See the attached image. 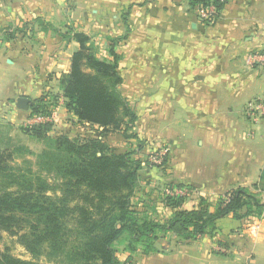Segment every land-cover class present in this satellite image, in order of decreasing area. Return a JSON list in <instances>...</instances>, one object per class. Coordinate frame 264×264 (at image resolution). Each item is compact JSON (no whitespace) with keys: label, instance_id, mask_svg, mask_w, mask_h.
<instances>
[{"label":"crops","instance_id":"obj_1","mask_svg":"<svg viewBox=\"0 0 264 264\" xmlns=\"http://www.w3.org/2000/svg\"><path fill=\"white\" fill-rule=\"evenodd\" d=\"M38 18L55 31L41 32ZM8 26L27 27L0 43V127L26 126L29 111L17 108L19 98L31 103L46 93L61 96L58 81L78 49L57 33L68 26L88 36L108 61L107 42L122 38L116 47L119 90L136 114L131 133L141 145L132 205L147 203L148 215L163 222L174 212L163 203L168 190H186L181 210L195 209L201 199L212 210L231 189L258 181L264 120L254 122L245 110L264 98V67L249 65L246 58L264 53V0H226L209 25L189 0H0V28ZM52 120L53 135L101 139L116 154L137 146L134 139L78 124L61 98ZM114 138L129 150L118 149ZM161 148L166 160L157 167L149 159ZM154 249L147 255L121 252L118 259L123 264H264V216H227L216 221L210 235L182 240L168 234Z\"/></svg>","mask_w":264,"mask_h":264},{"label":"trees","instance_id":"obj_2","mask_svg":"<svg viewBox=\"0 0 264 264\" xmlns=\"http://www.w3.org/2000/svg\"><path fill=\"white\" fill-rule=\"evenodd\" d=\"M189 3L192 9L212 6L215 20L226 1ZM35 23L41 32L55 31L41 18ZM26 27L0 28V39L9 42ZM57 33L62 41L75 42L78 49L71 56L69 72L58 81L61 96L46 93L32 101L29 117H49L61 98L78 124L134 139L137 146L116 154L101 139L53 135L51 123L20 127L22 134L43 142L44 149L34 155L23 146L0 148V239L2 234L15 238L30 260L18 259L4 249L0 264H41V258L52 264H123L118 246H124L121 252L129 256L147 255L168 234L194 240L212 234L216 221L227 216L236 220L264 216V167L255 184L231 189L212 210L202 199L195 209L181 210L185 197L163 194V203L174 210L165 221L136 211L132 199L139 185L141 145L131 133L136 114L119 90L122 79L116 47L122 38L107 42L108 61L84 33L68 26ZM165 160L166 156L157 167Z\"/></svg>","mask_w":264,"mask_h":264},{"label":"rangeland","instance_id":"obj_3","mask_svg":"<svg viewBox=\"0 0 264 264\" xmlns=\"http://www.w3.org/2000/svg\"><path fill=\"white\" fill-rule=\"evenodd\" d=\"M0 43H5L0 39ZM8 126V127H7ZM3 125L0 127V148L3 149H12L16 146H23L28 148L34 155L39 154L44 149L43 142L36 141L31 139L29 136L22 134L20 131L19 125ZM126 141V140H124ZM113 145H115L120 150H129L128 147H124V144L122 141H119L118 139H113ZM124 147V148H123ZM28 159L34 160L32 156H29ZM153 165V164H152ZM133 206L135 209H139L140 212H146L152 213V206L148 205L147 203H140V202H133ZM142 210V211H141ZM124 246H118L117 250L119 254L121 253ZM4 249L8 250L11 255L14 257L29 261L30 257L29 255L24 251V249L16 243V239L13 237H9L6 234L1 235L0 239V251H3ZM39 262L41 264H52L49 262H46L43 258L39 259Z\"/></svg>","mask_w":264,"mask_h":264},{"label":"built area","instance_id":"obj_4","mask_svg":"<svg viewBox=\"0 0 264 264\" xmlns=\"http://www.w3.org/2000/svg\"><path fill=\"white\" fill-rule=\"evenodd\" d=\"M220 2H225L226 0H219ZM197 16L200 20L209 22V24H212L214 22V19L212 16L215 15V10L212 6L206 7L205 9H196ZM246 62L249 65L254 64H260L262 67H264V53L262 54H250L246 58ZM246 114L249 118H251L254 122L258 120H264V98L263 99H257L254 100L246 105ZM55 109L52 110V113L49 117H43V116H33L29 117V120L24 127H31L34 125L44 124V123H53L52 119L54 116ZM167 155V150L165 148H161L159 151H157L155 154H153L150 159L149 163L153 165H160L163 158ZM168 196H179V197H185L187 195L186 190L184 189H171L165 192Z\"/></svg>","mask_w":264,"mask_h":264},{"label":"water","instance_id":"obj_5","mask_svg":"<svg viewBox=\"0 0 264 264\" xmlns=\"http://www.w3.org/2000/svg\"><path fill=\"white\" fill-rule=\"evenodd\" d=\"M29 104H30V102L26 98H19L16 102L17 108L22 110V111H27Z\"/></svg>","mask_w":264,"mask_h":264}]
</instances>
